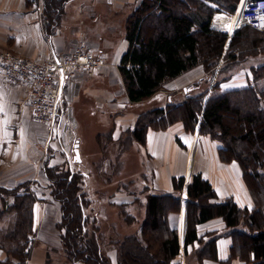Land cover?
Returning <instances> with one entry per match:
<instances>
[{
	"label": "trees",
	"instance_id": "obj_1",
	"mask_svg": "<svg viewBox=\"0 0 264 264\" xmlns=\"http://www.w3.org/2000/svg\"><path fill=\"white\" fill-rule=\"evenodd\" d=\"M69 1L41 0L42 23L48 36L61 25ZM38 2L27 0L28 6ZM238 2L141 0L127 23L129 48L119 67L130 101L150 98L165 82L197 65L212 70L229 34L214 29L211 21L218 12L234 13ZM247 47L252 51L246 52ZM260 47V51L256 50ZM261 50L264 51V30L243 25L230 40L224 70ZM237 51L241 52L238 56ZM250 69L245 87L223 91L217 81L205 106L207 88L188 95L181 104L157 107L139 115L134 127L128 129L129 139L145 145L150 129L163 130L181 121L192 132L202 115L200 132L221 143L220 159L240 164L255 202L252 209L240 207L232 198L213 201L216 190L201 173H195L187 187L185 253H189V244L198 242L201 264H207L206 259L233 264L236 258L241 264H264V62ZM205 81L208 84L209 77ZM200 83L201 80L195 85ZM78 163L76 170L68 163L49 165L47 160L44 164L51 195L61 204V220L56 226L68 260L84 264H179L174 261L180 253L178 230L172 227L169 215L181 211L185 177L173 178V192L147 196L146 216L139 230L112 240L117 246L115 263L105 252L106 238L98 213L88 212L91 201L84 188L88 174ZM38 201L30 180L14 187L0 186V250L6 254L0 256V264H33L29 257L35 243ZM218 216L225 220L226 233L233 239L230 256L225 260L218 256L217 239L222 234L209 233L205 238L198 233L199 224Z\"/></svg>",
	"mask_w": 264,
	"mask_h": 264
},
{
	"label": "crops",
	"instance_id": "obj_2",
	"mask_svg": "<svg viewBox=\"0 0 264 264\" xmlns=\"http://www.w3.org/2000/svg\"><path fill=\"white\" fill-rule=\"evenodd\" d=\"M79 1L70 0L68 2L61 25L54 34L48 36L42 23L41 0L31 6H28L27 0H0V48H10L21 56L40 62H48L70 51L80 40L85 38L89 29L88 27L86 29L83 28V24L85 20H94L98 16L99 6L108 7L113 12H119L126 10L131 4H135L134 8L136 9L141 2V0H89V3L86 0L85 3ZM248 1L239 0L234 13L218 12L211 21V26L214 29L225 31L229 34L218 64L210 71H207L201 64L197 65L169 81L165 89H160L156 93L160 94L159 100L161 102L158 107L166 108L169 104H180L181 101L186 100L185 97L194 94L202 86V83L195 85L197 81L206 82L205 80L208 77L209 86L206 89L204 106L213 92V87L218 78L220 89L223 91L242 88L248 84L252 65L244 66L243 64L247 61H257L256 64L264 62L263 50L258 52V54H255L257 51L254 54H250L244 62L233 66V70L236 67L238 68L236 71H233L232 68L226 70L223 68V64L228 61L226 53L232 36L245 25L241 19V11ZM210 3L215 5L212 2ZM90 28L96 34L95 27L90 25ZM102 32L97 31V34L100 35L98 40H91L90 38L87 40L88 43L90 42L96 47L104 62L100 69L101 72L94 73L95 75L91 76V78L99 79L111 74H114L115 78L118 75L122 78L119 67L122 56L129 48L126 32L118 42H111L106 38L102 40L104 36ZM259 49L261 47L256 50ZM240 53V51H237L235 55L238 56ZM228 71L230 72L229 74ZM85 78L86 76H82L77 80L75 84L77 90L82 88L81 83L85 81ZM89 78H87L88 81L91 80ZM114 84L115 82L109 87L113 88ZM87 92L93 94L101 109L111 101L115 102V106L118 103L115 96L117 94L116 91L111 92L109 89L98 90L89 87ZM177 94L183 96L179 103L174 100ZM29 96L30 92L27 85L7 84L0 75V107H2V111H0V186L14 187L27 180L31 181V185L34 181L35 184H38L39 182L36 180L43 184L49 182L44 171L46 155L41 149L47 135L44 133L45 130L32 120ZM121 99L127 103H132L127 94ZM138 116L139 114L125 117V120H132V123L130 122L126 126L133 128ZM201 119L202 115H200L198 123L192 132H188L183 122L178 121L163 130L150 129L145 145L133 140L134 144L140 148L141 153L146 151V170L150 173V186L154 189V193L173 192V178L175 176L185 177L180 194L182 199L181 211L169 215L172 227L178 230L180 253L174 261L179 262V264H187L185 253L187 201L189 199L187 187L195 173H201L216 190L217 197L212 199L213 201L220 202L227 198H232L240 207L252 209L255 205L254 199L244 182L240 164L236 161L224 162L220 159L218 150L221 147V143L200 132ZM55 160L57 161L56 163ZM61 162V157L57 155L50 159L49 164L57 165L61 164ZM141 175L143 174L141 173ZM141 178L144 179V175ZM53 210H55L54 214L56 216L54 219L55 225L61 220V204L53 199L49 202H36L35 230L38 238L41 236L42 230H45L43 227H45ZM227 231L226 222L220 216L198 225V233L202 237L207 238L209 236L208 233L222 234L217 239L220 260L229 258L231 253L233 239L226 233ZM39 242L41 243H38L39 247L37 248L41 251L43 250L44 255L37 262L34 261V264H45L46 245L48 242L46 243V240H40ZM196 247H199L198 242L189 244V253ZM0 256L4 257L1 252ZM110 256L113 262L116 263V252L110 253ZM205 263L218 264V261L206 260ZM241 263V260L237 258L233 260V264ZM73 264L84 263L75 262Z\"/></svg>",
	"mask_w": 264,
	"mask_h": 264
},
{
	"label": "rangeland",
	"instance_id": "obj_3",
	"mask_svg": "<svg viewBox=\"0 0 264 264\" xmlns=\"http://www.w3.org/2000/svg\"><path fill=\"white\" fill-rule=\"evenodd\" d=\"M82 1L84 3L88 1L89 3V0H80L79 2ZM134 5L131 4L126 10L119 12H113L108 7L99 6L98 16L94 20H85L83 28L86 29L88 27L89 30L85 38L80 40L79 43H88L87 40L89 38L98 40L100 35L97 34V31H103L102 40L106 38L111 42H118L127 31V23L135 10ZM90 25L95 27L96 34L92 31ZM251 49L247 47L245 51L250 52L252 51ZM0 50L11 51L19 55L10 48H0ZM246 63L243 65L253 66L257 61H247ZM236 69L238 68L236 67L235 70L232 68L233 71H236ZM94 75H85L86 78L85 81H82L80 90H77L74 85L67 89L68 97L64 103L66 118L60 137H50V128L36 121L33 118L32 110L31 117L36 124L45 130L44 133L47 135H44L46 141L42 143L43 148H41L45 153L44 155H46V161L50 162L52 157L59 155L62 161L61 164L68 163L72 170H76V161H74L75 144H79L81 159L78 163L79 168L88 174L84 186L87 198L91 201L88 212L98 213L99 222L102 226L101 230H103L106 238L103 246L105 252L110 256V253L113 252L117 254V246L113 245L112 240L117 239V237L122 239L126 235L139 230L146 216L147 196L155 192L150 186V173L146 170V151L141 153L140 148L134 144L133 140L129 139L128 129H130V126L127 127L126 125L130 124V122L132 123V120H125V117H132V115L136 114L142 115L157 108L161 101L158 93L139 103H127L121 99L127 94L123 77L121 78L117 74V81L116 76L111 74L99 79H92L91 76ZM88 77H90V81H88ZM171 80L165 82L161 89H165L166 84ZM110 81L111 84L115 82L113 88L109 87L111 85ZM217 81H219V78ZM201 83L202 86L194 94H198L208 88L209 83ZM89 87L98 90L109 89L111 92L116 91L117 105L115 106V102L111 101V104H105L101 109L93 94L87 92ZM182 99L183 96L177 94L174 100L179 103ZM141 173L144 175V179L141 178L143 176ZM36 181L39 183L35 184L34 181L31 187L35 189L34 191L38 195L39 201L49 202L52 199L54 200L51 195L50 184L48 185L47 182L43 184L39 180ZM247 189L250 192L248 186ZM54 211L46 222L45 227H43L45 230H42L41 236L38 238L37 233L35 232L34 234L35 243L31 249L29 263L34 264V261L37 262L43 257V250L41 251L37 247H39L38 243H41L39 242L40 240H46V243H48L46 245L45 264H73L66 256L60 238V231L56 224L54 225V219L56 218ZM197 249L198 247L186 255L187 264H201ZM0 252L4 256L6 255L5 252L3 253L1 250Z\"/></svg>",
	"mask_w": 264,
	"mask_h": 264
},
{
	"label": "built area",
	"instance_id": "obj_4",
	"mask_svg": "<svg viewBox=\"0 0 264 264\" xmlns=\"http://www.w3.org/2000/svg\"><path fill=\"white\" fill-rule=\"evenodd\" d=\"M245 24L264 29V0H249L241 11ZM104 65L96 47L80 42L48 62H40L0 50V75L7 84L29 87L33 118L50 128V137H60L66 114L69 87L79 78L97 73Z\"/></svg>",
	"mask_w": 264,
	"mask_h": 264
},
{
	"label": "water",
	"instance_id": "obj_5",
	"mask_svg": "<svg viewBox=\"0 0 264 264\" xmlns=\"http://www.w3.org/2000/svg\"><path fill=\"white\" fill-rule=\"evenodd\" d=\"M74 160L78 161V162L81 160L80 159L79 144L78 143L75 144V157H74Z\"/></svg>",
	"mask_w": 264,
	"mask_h": 264
},
{
	"label": "snow or ice",
	"instance_id": "obj_6",
	"mask_svg": "<svg viewBox=\"0 0 264 264\" xmlns=\"http://www.w3.org/2000/svg\"><path fill=\"white\" fill-rule=\"evenodd\" d=\"M0 111H2V107H0Z\"/></svg>",
	"mask_w": 264,
	"mask_h": 264
}]
</instances>
